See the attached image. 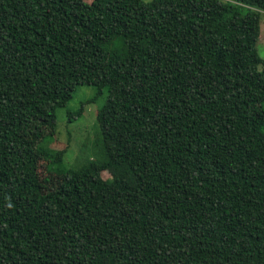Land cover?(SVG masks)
<instances>
[{"label":"trees","instance_id":"obj_1","mask_svg":"<svg viewBox=\"0 0 264 264\" xmlns=\"http://www.w3.org/2000/svg\"><path fill=\"white\" fill-rule=\"evenodd\" d=\"M262 12L0 0V264H264ZM79 85L106 96L68 162L24 130L54 127Z\"/></svg>","mask_w":264,"mask_h":264},{"label":"rangeland","instance_id":"obj_2","mask_svg":"<svg viewBox=\"0 0 264 264\" xmlns=\"http://www.w3.org/2000/svg\"><path fill=\"white\" fill-rule=\"evenodd\" d=\"M261 15L256 49L264 61V12ZM259 68H262V65H259ZM105 96L106 91L97 94L94 85H79L66 106L56 110L54 127L34 120L25 128L24 134L32 140H37L36 144L64 150V161L72 162L80 158L79 154L87 156L94 148L96 112L104 103ZM89 100L91 102H88ZM82 103L84 105L81 116L68 122L67 112L77 110ZM40 183L44 190L56 184L55 177L47 173L43 166H40Z\"/></svg>","mask_w":264,"mask_h":264}]
</instances>
